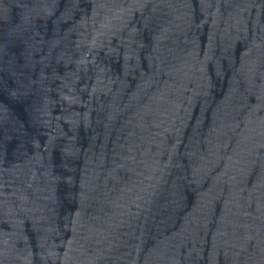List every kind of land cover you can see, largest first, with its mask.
I'll return each instance as SVG.
<instances>
[{"label":"water","instance_id":"95a60500","mask_svg":"<svg viewBox=\"0 0 264 264\" xmlns=\"http://www.w3.org/2000/svg\"><path fill=\"white\" fill-rule=\"evenodd\" d=\"M0 264H264V0H0Z\"/></svg>","mask_w":264,"mask_h":264}]
</instances>
